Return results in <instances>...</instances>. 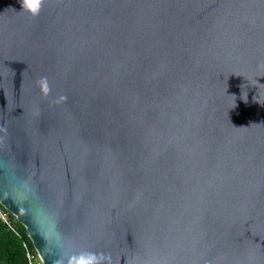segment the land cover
<instances>
[{
	"label": "water",
	"instance_id": "95a60500",
	"mask_svg": "<svg viewBox=\"0 0 264 264\" xmlns=\"http://www.w3.org/2000/svg\"><path fill=\"white\" fill-rule=\"evenodd\" d=\"M0 203L43 264H264V0H0Z\"/></svg>",
	"mask_w": 264,
	"mask_h": 264
},
{
	"label": "trees",
	"instance_id": "16d2710c",
	"mask_svg": "<svg viewBox=\"0 0 264 264\" xmlns=\"http://www.w3.org/2000/svg\"><path fill=\"white\" fill-rule=\"evenodd\" d=\"M9 227L0 219V264H26L24 244L33 250L34 246L25 227L14 215H9Z\"/></svg>",
	"mask_w": 264,
	"mask_h": 264
},
{
	"label": "clouds",
	"instance_id": "9594fccd",
	"mask_svg": "<svg viewBox=\"0 0 264 264\" xmlns=\"http://www.w3.org/2000/svg\"><path fill=\"white\" fill-rule=\"evenodd\" d=\"M21 9L31 16L35 17L39 14L42 0H20ZM37 85L40 89V92L43 96L47 97L51 89L48 84L46 77H41L37 81ZM66 100V97L61 96L57 100L53 101L54 103H59ZM109 260L104 254H95L83 252L79 255L70 256L67 259V264H103L104 261Z\"/></svg>",
	"mask_w": 264,
	"mask_h": 264
},
{
	"label": "built area",
	"instance_id": "2783aa9c",
	"mask_svg": "<svg viewBox=\"0 0 264 264\" xmlns=\"http://www.w3.org/2000/svg\"><path fill=\"white\" fill-rule=\"evenodd\" d=\"M9 215L10 212L0 203V219L12 228L9 220ZM24 247L27 261L26 264H43V261L35 248L33 250H30L25 244Z\"/></svg>",
	"mask_w": 264,
	"mask_h": 264
}]
</instances>
